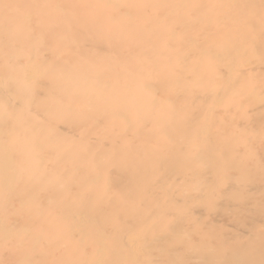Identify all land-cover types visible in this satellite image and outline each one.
<instances>
[{
	"label": "bare ground",
	"instance_id": "6f19581e",
	"mask_svg": "<svg viewBox=\"0 0 264 264\" xmlns=\"http://www.w3.org/2000/svg\"><path fill=\"white\" fill-rule=\"evenodd\" d=\"M0 264H264V0H0Z\"/></svg>",
	"mask_w": 264,
	"mask_h": 264
}]
</instances>
